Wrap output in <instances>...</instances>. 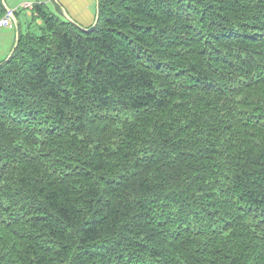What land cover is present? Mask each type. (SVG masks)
Wrapping results in <instances>:
<instances>
[{"label": "trees", "instance_id": "1", "mask_svg": "<svg viewBox=\"0 0 264 264\" xmlns=\"http://www.w3.org/2000/svg\"><path fill=\"white\" fill-rule=\"evenodd\" d=\"M30 15L0 61V264H264V0Z\"/></svg>", "mask_w": 264, "mask_h": 264}, {"label": "crops", "instance_id": "2", "mask_svg": "<svg viewBox=\"0 0 264 264\" xmlns=\"http://www.w3.org/2000/svg\"><path fill=\"white\" fill-rule=\"evenodd\" d=\"M35 2L44 3L48 10L60 18L65 19L63 12H67L76 23L84 27H88L94 23L98 11V0H5V9L7 11V8H9L12 12L17 11L21 14V6H24V3L33 5ZM7 15L9 16V14ZM26 16L29 18L20 17V22L17 18L16 24L11 20L8 26L0 27L3 32L0 40V61L10 54L16 40L18 25L23 29L29 21L26 22V20L31 18L30 10L28 9H26ZM37 22L39 23L40 21L37 20ZM5 30H7L6 35L4 33Z\"/></svg>", "mask_w": 264, "mask_h": 264}, {"label": "water", "instance_id": "3", "mask_svg": "<svg viewBox=\"0 0 264 264\" xmlns=\"http://www.w3.org/2000/svg\"><path fill=\"white\" fill-rule=\"evenodd\" d=\"M2 1H3L4 5L6 6L5 0H2ZM6 8H7V7H6ZM7 13L9 14V16H10L11 20L13 21V23L16 24V23H17V19H16L15 15L13 14V12H12L9 8H7ZM63 15H64L65 19H67L68 21L73 22L77 27H79L81 30H84V31H85V30H90V29L94 26V24H95V22H96V20H97V15H96V18H95V20H94V23H93L92 25L88 26V27H84V26H81V25H79L78 23H76V22L70 17V15H68L67 12H63ZM17 42H18V32H16V40H15V43H14V45H13V48L11 49L10 54H9L7 57H9V56L13 53L14 48H15L16 45H17Z\"/></svg>", "mask_w": 264, "mask_h": 264}, {"label": "built area", "instance_id": "4", "mask_svg": "<svg viewBox=\"0 0 264 264\" xmlns=\"http://www.w3.org/2000/svg\"><path fill=\"white\" fill-rule=\"evenodd\" d=\"M24 7L30 8L31 5L24 3ZM10 23H11V20L7 14H5L4 16L0 18V27L8 26Z\"/></svg>", "mask_w": 264, "mask_h": 264}, {"label": "rangeland", "instance_id": "5", "mask_svg": "<svg viewBox=\"0 0 264 264\" xmlns=\"http://www.w3.org/2000/svg\"><path fill=\"white\" fill-rule=\"evenodd\" d=\"M21 9H22V10H21V15H20V17H21V18H25V19H26V18H29L28 16H26V9H27V8H25L24 6H21ZM37 23H38V22H33V26L36 25ZM36 27H37V26H36ZM4 29H7V28H4ZM6 31H7V30L4 31L5 35H6ZM2 33H3V32H2V30L0 29V40H1ZM14 36H15V32H14Z\"/></svg>", "mask_w": 264, "mask_h": 264}]
</instances>
